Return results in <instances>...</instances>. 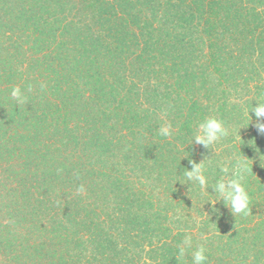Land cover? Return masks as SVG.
Here are the masks:
<instances>
[{
	"label": "trees",
	"instance_id": "obj_1",
	"mask_svg": "<svg viewBox=\"0 0 264 264\" xmlns=\"http://www.w3.org/2000/svg\"><path fill=\"white\" fill-rule=\"evenodd\" d=\"M258 100L264 0H0V264H264ZM236 158L247 216L210 195Z\"/></svg>",
	"mask_w": 264,
	"mask_h": 264
},
{
	"label": "clouds",
	"instance_id": "obj_2",
	"mask_svg": "<svg viewBox=\"0 0 264 264\" xmlns=\"http://www.w3.org/2000/svg\"><path fill=\"white\" fill-rule=\"evenodd\" d=\"M28 90L31 91V86H29ZM10 95L17 103H23L25 100L24 93L19 86L13 87ZM255 104L256 106L252 104L250 113H254L255 115V128L257 132L260 135H264V122H261L264 120V101L258 100ZM172 132V126L170 124H163L159 128V134L163 137H170ZM228 135L229 130L224 126V123L213 117L205 119L198 126V132L193 139L196 144H202L205 148H209ZM261 156L264 157V155ZM248 160L253 162L252 159L248 158L245 160L236 158L230 164H222L220 171L224 174V177L228 178L222 177L211 186L213 189L211 194L208 192V178L204 174L205 162L196 164L194 161H190L192 168L190 171L186 170L184 172V177L187 181H192L193 185H198L210 195L217 196L219 203L222 202L234 217L236 215L247 216L250 211V196L242 181L245 178L244 174L249 171ZM252 169L253 165L251 171H253ZM78 191H84L82 185ZM191 247L192 237L190 235L185 236L182 245L179 247L176 259L180 260L184 257L187 250ZM207 260L206 249L202 245L191 254V264H207Z\"/></svg>",
	"mask_w": 264,
	"mask_h": 264
}]
</instances>
